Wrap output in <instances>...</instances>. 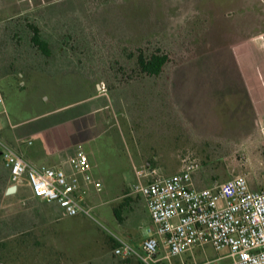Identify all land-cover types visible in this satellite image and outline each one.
Returning <instances> with one entry per match:
<instances>
[{"label":"rangeland","instance_id":"1","mask_svg":"<svg viewBox=\"0 0 264 264\" xmlns=\"http://www.w3.org/2000/svg\"><path fill=\"white\" fill-rule=\"evenodd\" d=\"M60 4L59 8L69 7L60 18L73 27L69 38L60 34L65 58L57 51L59 60L48 66L54 75L68 80L55 85L51 90L55 94L40 105L43 110L67 106L70 111L65 114L86 110L97 122L103 145L99 147L105 146L117 160L90 216H68L64 222L80 229L91 248L86 255L92 264L116 260L104 246L92 249V236L109 240L114 249L118 243L112 239L141 250L134 241L140 232L138 215L130 210L133 203H126V197L137 196V169L154 166L171 175L193 162L198 165L194 179L199 189L206 186L205 178L221 183L238 175L246 176L252 189L264 188V131L260 138H237L230 133L237 121H227L222 112L231 109L218 106L232 99L247 100V85L216 80L224 79L222 69L231 67L230 49L237 39L264 38V0H63ZM155 53L169 61L159 77L151 78L137 63L140 54ZM229 77L236 80L235 75ZM217 114L225 117L224 130L216 124L217 133L192 136L188 119L196 118V129L209 132L207 124ZM26 192L30 193L28 187ZM114 198L118 199L109 201ZM1 201L0 209L7 205ZM11 211L0 213V240L7 243L6 250L0 243V264H17L13 252L17 235H7L17 232V215ZM226 254L205 245L170 262L226 264ZM120 260L138 264L134 258Z\"/></svg>","mask_w":264,"mask_h":264},{"label":"crops","instance_id":"2","mask_svg":"<svg viewBox=\"0 0 264 264\" xmlns=\"http://www.w3.org/2000/svg\"><path fill=\"white\" fill-rule=\"evenodd\" d=\"M62 1L0 0V92L5 99L6 109V113L0 114V138L18 148L27 160L39 166H61L82 148L90 158L93 175L103 184L111 177L109 173L115 165L113 162L117 163V160L115 154L104 149L105 146L99 147L102 145L99 139L101 134L96 133V120H92L86 110L65 114L70 111L67 106L43 110L40 105L41 100H49V94H55L51 93L55 85L68 80L58 74L54 75L56 73L48 66L61 55H56L57 51H61L62 58H65L64 40L60 44L61 39L69 38L73 27L68 19L60 18V14L69 9L64 6L59 8ZM32 27L39 30L41 41L48 45L49 56L34 44ZM234 43L230 49L231 67L222 69L224 79L216 80L228 84L243 81L247 85L249 98L224 101L218 103V106L231 109L222 110L223 115L229 117L227 121H237L230 133L237 138H260L264 131V38L258 36L251 40L237 39ZM62 62L64 61L60 64ZM229 75H235L236 80ZM95 86L98 88V84H94V88ZM94 97L97 96L94 95L91 99ZM214 105L208 104V107H215ZM236 107L244 110H234ZM219 116L217 114L214 119H210L207 124L209 132L206 129H196V118L188 119L189 125L186 127L194 138L204 134L211 136L212 133H217L216 128L223 129L225 117ZM216 124H221V127L215 128ZM149 164L147 162V166ZM203 181L206 183L205 187L218 183L212 177ZM12 186L10 172L0 160V201L7 203L0 209V213L11 211L9 208L14 207L11 213L17 215V232L7 234L9 237L17 235V245L13 248L14 254H17V264H92L93 259L86 255L91 248L84 243V235L78 227H68L64 223L68 216L56 203H45L33 198L31 192H26V184L9 194L8 190ZM136 195L126 197V203H133L130 210L132 213L137 212L140 232L136 233L135 236L138 237L134 241L141 247L153 224L142 196ZM97 197L93 193L90 205ZM6 215L2 217L6 218ZM89 240L94 250L100 246L111 250L112 257L116 258L114 262L110 261L111 264H125L113 254L114 248L109 240L105 242L100 238L98 241L94 236ZM112 240L118 245L122 241ZM3 241L5 242L4 239L0 240V243ZM159 264L172 263L165 261Z\"/></svg>","mask_w":264,"mask_h":264},{"label":"built area","instance_id":"3","mask_svg":"<svg viewBox=\"0 0 264 264\" xmlns=\"http://www.w3.org/2000/svg\"><path fill=\"white\" fill-rule=\"evenodd\" d=\"M6 113L0 92V114ZM0 160L13 186L26 184L33 198L56 203L66 216H90L93 193L103 184L93 175L87 152L80 148L61 166H39L0 138ZM198 165L190 162L181 172L163 175L159 168L137 169L134 192L142 196L153 227L141 250L119 241L114 255L159 264L179 258L196 247L226 250V264H264V188L252 189L238 175L213 186L197 188ZM93 204V203H92ZM200 264H219L206 261Z\"/></svg>","mask_w":264,"mask_h":264},{"label":"trees","instance_id":"4","mask_svg":"<svg viewBox=\"0 0 264 264\" xmlns=\"http://www.w3.org/2000/svg\"><path fill=\"white\" fill-rule=\"evenodd\" d=\"M32 30L34 32L33 36V42L34 44L47 56L50 55L48 45L41 41L39 30L36 27H32ZM169 58L166 55L162 54H152L151 56H145L144 54H140L138 57V67L141 71V73L147 75L148 77L154 78L159 77L165 65L168 63ZM115 213L117 217L119 218V212L118 210H115ZM5 243V242H3ZM4 250L7 249V243H5ZM2 248V247H1ZM12 251V250H11ZM1 252V250H0ZM14 252V251H13ZM14 257L17 258V254H14ZM128 260V259H127Z\"/></svg>","mask_w":264,"mask_h":264},{"label":"water","instance_id":"5","mask_svg":"<svg viewBox=\"0 0 264 264\" xmlns=\"http://www.w3.org/2000/svg\"><path fill=\"white\" fill-rule=\"evenodd\" d=\"M1 154V152H0ZM16 186H12L9 190H8V193L11 194V193H14L16 191Z\"/></svg>","mask_w":264,"mask_h":264}]
</instances>
